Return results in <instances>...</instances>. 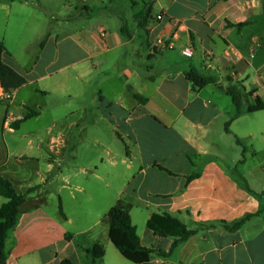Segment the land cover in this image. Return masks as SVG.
Listing matches in <instances>:
<instances>
[{"label":"crops","instance_id":"crops-1","mask_svg":"<svg viewBox=\"0 0 264 264\" xmlns=\"http://www.w3.org/2000/svg\"><path fill=\"white\" fill-rule=\"evenodd\" d=\"M9 1V25L27 6L47 24L25 66L3 55L27 79L0 99V175L26 194L6 264H86L98 240L103 264H135L103 222L120 198L147 248L168 253L180 225L196 230L152 264H264V109L230 121L225 91L232 79L264 100L263 0ZM159 37L170 47L154 51ZM189 69L217 83L196 90ZM25 88L36 100L18 102Z\"/></svg>","mask_w":264,"mask_h":264},{"label":"trees","instance_id":"trees-1","mask_svg":"<svg viewBox=\"0 0 264 264\" xmlns=\"http://www.w3.org/2000/svg\"><path fill=\"white\" fill-rule=\"evenodd\" d=\"M152 6L145 5V11L141 13L140 21L145 20L150 12ZM263 14H264V0H263ZM143 23H141L142 25ZM6 52L4 43L0 41V83L4 91L10 94L13 90L25 85L27 79L20 74L13 66L4 61L3 55ZM187 78L193 83L196 90L205 87L208 84L217 83V78L209 73H199L194 69L186 71ZM231 83L225 89L228 95L232 97L235 106V112L230 121L242 116L246 113H252L264 109V100L256 97L254 102H249L248 96L253 92L246 93L245 86L238 81L228 79ZM136 98L144 102L146 99L136 94ZM37 111H30L21 122L31 116L35 115ZM227 123V127L230 124ZM0 196L4 197L6 201L0 206V264L7 263L6 242L10 232L15 228L19 222L21 206L25 202L26 194L18 193L11 181L0 175ZM132 203L125 198H120L115 205H113L103 217V222L109 226V237L112 243L119 249L121 254L130 262L135 264H152L151 256L159 254L168 256L181 243L193 235L196 230H189L186 226H181L179 238L174 240L172 247L168 253L157 251L155 249L147 248L141 244V239L137 231V227L133 224L131 218ZM60 214L63 218L66 215L60 206ZM160 216L153 215L149 220V226L155 230L156 233L166 236L167 233L163 228L157 225V219ZM252 215H246L239 220L228 224L223 222V227L228 231H236L251 218ZM90 257V262L86 264H96L97 260H102L106 253V246L101 241H95L93 245L86 250ZM65 264L69 261L65 260Z\"/></svg>","mask_w":264,"mask_h":264},{"label":"rangeland","instance_id":"rangeland-1","mask_svg":"<svg viewBox=\"0 0 264 264\" xmlns=\"http://www.w3.org/2000/svg\"><path fill=\"white\" fill-rule=\"evenodd\" d=\"M9 0H0V5L7 6ZM19 5V4H18ZM18 7V6H17ZM20 8V9H19ZM14 9V14L11 17V25H9V19L7 17V10L0 9V41L4 43L6 50L13 52L16 58L20 61L22 66H25L30 58L34 56L40 50V42L45 38L43 33H39V29L43 28V25L47 24V19L39 16L38 11L33 6H27L24 8ZM6 9V8H5ZM68 26V25H66ZM38 29V30H37ZM34 45H30V43ZM36 42V44H35ZM61 53L64 52V46H61ZM62 57H66L62 55ZM87 77V75H85ZM227 77H224L226 82ZM235 82V81H234ZM230 83L227 80V87ZM21 99L36 100L28 89L25 88L18 97V102L21 103ZM39 98L37 101L39 102ZM42 100V99H41ZM7 109V102H0L1 113ZM2 202H5V198L0 197V206ZM50 210L55 214L60 212L55 207H50ZM88 216L85 215L81 221L76 223V226L81 227L85 222H88ZM97 232V231H95ZM96 264H103L102 260H97Z\"/></svg>","mask_w":264,"mask_h":264},{"label":"built area","instance_id":"built-area-1","mask_svg":"<svg viewBox=\"0 0 264 264\" xmlns=\"http://www.w3.org/2000/svg\"><path fill=\"white\" fill-rule=\"evenodd\" d=\"M169 47H170V44L168 43V39L159 37L154 44L153 50L154 51H156L157 49L162 50V49L169 48ZM182 52L184 55L189 56V57H191L193 54L192 49L190 47L185 48ZM208 67H211L210 64H208ZM5 98H6V92L4 91L0 83V99H5Z\"/></svg>","mask_w":264,"mask_h":264}]
</instances>
